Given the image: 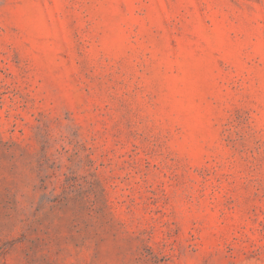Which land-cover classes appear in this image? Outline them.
Segmentation results:
<instances>
[{
    "label": "rangeland",
    "instance_id": "obj_1",
    "mask_svg": "<svg viewBox=\"0 0 264 264\" xmlns=\"http://www.w3.org/2000/svg\"><path fill=\"white\" fill-rule=\"evenodd\" d=\"M0 264H264V0H0Z\"/></svg>",
    "mask_w": 264,
    "mask_h": 264
}]
</instances>
